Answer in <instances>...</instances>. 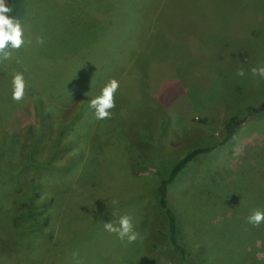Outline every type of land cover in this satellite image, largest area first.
<instances>
[{
    "label": "rangeland",
    "instance_id": "obj_1",
    "mask_svg": "<svg viewBox=\"0 0 264 264\" xmlns=\"http://www.w3.org/2000/svg\"><path fill=\"white\" fill-rule=\"evenodd\" d=\"M20 1L25 44L0 63V264H73V253L82 264H179L155 246L166 239L157 185L214 144L168 185L171 206L191 264L254 261L249 242L264 224L246 218L264 211V109L252 110L264 79L251 69L264 65V0ZM14 72L27 85L19 102ZM113 78L111 118L97 120L89 101ZM39 189L57 212L40 232L29 227L46 201L31 199ZM122 215L142 240L105 231Z\"/></svg>",
    "mask_w": 264,
    "mask_h": 264
},
{
    "label": "trees",
    "instance_id": "obj_2",
    "mask_svg": "<svg viewBox=\"0 0 264 264\" xmlns=\"http://www.w3.org/2000/svg\"><path fill=\"white\" fill-rule=\"evenodd\" d=\"M157 1V0H156ZM178 0H170V3H174L177 2ZM8 2V6L12 9V11L9 13L10 17L16 18V16L19 13L20 7H21V1L20 0H7ZM120 6V5H119ZM119 9V7H118ZM118 9L113 11V16L119 17V13H118ZM104 11L100 10H96L97 12V20L98 21H103L105 20L106 14H105V9H103ZM190 13H192V8L190 9ZM248 110L252 109V105H248L247 106ZM250 114H252V111L250 112ZM235 117H232L229 122L227 123V133L226 136L224 137V139L222 140V142H226L228 141L231 137H232V130H231V126L233 123ZM218 146V144H214L210 147H205V148H196L194 150H191L190 152H187L181 159H179L171 168L169 174L164 177L163 179L160 180L159 184L157 185L158 188V192H159V207L161 209V212L163 213V221L160 220L159 225L157 226L158 228L161 227V229L159 228V230H161L165 236L166 239L164 241V238H162L163 240H161V238L157 237V241L155 246H158L160 248V251H162V249L164 250H168L171 251L169 252L170 255L174 254L176 255V257H178L179 259V264H191V258L189 257V252H188V244L186 242V236H185V232L182 231V229L184 230V224L182 221V218L180 217V215L178 214V212L171 206L170 200H169V188L168 185L175 179V177L183 170V168L188 165L192 160H194V158H196L199 155L208 153L210 151H212L214 148H216ZM261 178H264L263 175H259ZM44 195L46 201L45 202H34L35 204H39L41 205V209L40 212L42 213L41 217H39L37 219V217H34V220H37L38 222H34L31 223V225H29V227L33 228L32 229H37L38 232H40L37 224L43 225V222L46 224L47 221L51 218V217H56V213H50L51 210H53L51 208L50 205H53L55 203V195L54 194H46L45 192H41L40 189L36 191V193H34V197H32L31 199L37 198L41 195ZM44 204V205H43ZM22 207H25V204L22 203L21 204ZM47 206H50V209H47ZM19 209V208H18ZM21 209V208H20ZM25 213V210L21 209V211L19 213H17V218L18 215H22ZM30 213V211H29ZM33 212H31L30 214H32ZM54 214V215H52ZM61 214V213H59ZM35 215V214H34ZM63 216H61L60 218H58L57 220V226H59V224L61 223L60 221L62 220ZM22 223V222H21ZM20 227L22 226L25 229H29V227L23 222L21 225H19ZM163 226V227H162ZM22 228V229H23ZM48 232V235L51 236L52 235V229L51 228H47L46 230ZM160 237V236H159ZM254 239H252V241L249 242V253L252 257L255 258L254 261L252 262H248V264H264V255H257L258 251H264V235H256L255 237H253ZM165 242V244H161V242ZM225 243L222 244V246H224ZM246 249V247H244ZM202 250H198V252H201ZM163 252V251H162ZM174 253V254H173ZM165 256V255H164ZM222 264V263H221Z\"/></svg>",
    "mask_w": 264,
    "mask_h": 264
},
{
    "label": "clouds",
    "instance_id": "obj_3",
    "mask_svg": "<svg viewBox=\"0 0 264 264\" xmlns=\"http://www.w3.org/2000/svg\"><path fill=\"white\" fill-rule=\"evenodd\" d=\"M12 9L8 6L7 0H0V63L12 58V50H18L25 44L24 30L18 19L10 17L9 13ZM36 44H43L44 39L37 36ZM27 43L31 44L32 40ZM27 71V68L24 69ZM253 76H259L264 79V65L253 67L251 69ZM238 76H244V70L238 69ZM119 81L110 79L101 89L100 94L90 99L89 107L94 111V117L97 120H105L111 118V109L115 107V94L119 89ZM12 99L19 102L24 99L26 90V81L22 72H14L11 80ZM117 204L118 201H113ZM246 222L253 227H260L264 224V211L254 210L247 218ZM105 231L115 234L122 242L127 241L131 244L138 239H143L134 228L132 217L122 215L113 222L104 223ZM78 253H73V264H82L78 258Z\"/></svg>",
    "mask_w": 264,
    "mask_h": 264
},
{
    "label": "water",
    "instance_id": "obj_4",
    "mask_svg": "<svg viewBox=\"0 0 264 264\" xmlns=\"http://www.w3.org/2000/svg\"><path fill=\"white\" fill-rule=\"evenodd\" d=\"M264 109V102L261 103V105L256 109V108H253L252 110L253 111H257V110H263Z\"/></svg>",
    "mask_w": 264,
    "mask_h": 264
}]
</instances>
